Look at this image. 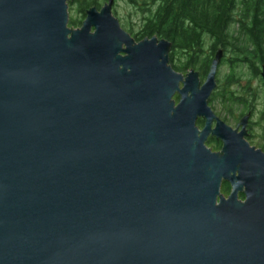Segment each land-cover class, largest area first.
I'll return each instance as SVG.
<instances>
[{
	"label": "water",
	"instance_id": "obj_1",
	"mask_svg": "<svg viewBox=\"0 0 264 264\" xmlns=\"http://www.w3.org/2000/svg\"><path fill=\"white\" fill-rule=\"evenodd\" d=\"M72 1L0 0V264H264V153L209 106L224 51L201 81Z\"/></svg>",
	"mask_w": 264,
	"mask_h": 264
},
{
	"label": "trees",
	"instance_id": "obj_2",
	"mask_svg": "<svg viewBox=\"0 0 264 264\" xmlns=\"http://www.w3.org/2000/svg\"><path fill=\"white\" fill-rule=\"evenodd\" d=\"M101 1L74 0L69 3V11L76 6L84 20L86 10L94 7L99 10ZM125 1L131 3L141 16L139 31H128V34L136 42L152 37L170 42L169 59L175 72H188L198 66L197 71L203 77L215 53L222 49L231 52L230 62L246 64L254 76L260 78L264 68V0ZM81 23L70 19L68 24L76 28ZM205 44L209 45L207 54L203 53ZM237 84L233 78L229 79L223 90L218 89L211 95V104L220 99L223 106H227L228 115L233 113L236 103L249 107L245 101L248 95H233L232 89ZM243 90L247 94L249 89ZM208 144L213 149L219 147L213 138ZM229 191V186L222 187V195H228Z\"/></svg>",
	"mask_w": 264,
	"mask_h": 264
},
{
	"label": "rangeland",
	"instance_id": "obj_3",
	"mask_svg": "<svg viewBox=\"0 0 264 264\" xmlns=\"http://www.w3.org/2000/svg\"><path fill=\"white\" fill-rule=\"evenodd\" d=\"M106 3V1H101V6L100 8ZM99 8V9H100ZM135 7L131 5L128 1L125 0H114V5H113V15L119 20L118 22L120 23L121 27L125 32L129 33L128 31H132L133 33L139 31L140 28V22L139 20L141 19L140 13L134 9ZM77 8L76 6L73 7L69 11V21L70 19H73V21H81L83 22L84 20L81 19V15L78 11H76ZM83 20V21H82ZM68 27L70 25L68 24ZM81 25H78L76 28L72 29H77L80 28ZM130 35V34H129ZM205 49H204V54H207L209 52V45L205 44ZM231 52L229 51H224V56L221 63L218 66L217 69V74H216V82L217 83V88L215 91L223 90L224 87H226L227 82L229 79L233 78L238 84L233 87V91L235 93L233 95H248V97L245 99L246 102L250 104V108L252 110L253 114V119H251L253 122L257 123L260 120H258L262 113H264V84L261 81V76L260 78H256L254 74L252 73V70L248 68L246 64L243 63H234L233 61L230 62L231 57ZM179 59H181L179 57ZM182 60V59H181ZM201 61V59H199ZM189 70H198V66L189 69ZM187 70V71H189ZM199 72V71H197ZM188 72H183L180 74L186 75ZM206 75L201 77V80L204 81ZM249 89L248 93L246 94V91L243 89ZM228 90V89H227ZM245 91V93H244ZM173 99L178 103L177 101V95L173 97ZM240 103H236L235 106H233V112L230 114V117L228 116V108L227 106H223V102L218 99L217 101L213 102L211 104V99L209 100V106L211 109L214 111V113L219 117V119H226V123L231 126L235 127V122H233V117H237L240 113H244L247 111L246 108H244L243 105H239ZM232 120V121H231ZM261 127L256 128V131L259 132ZM254 142H258V140H254ZM256 145H258L256 143ZM212 151L213 148L208 147ZM218 153V152H217Z\"/></svg>",
	"mask_w": 264,
	"mask_h": 264
},
{
	"label": "flooded vegetation",
	"instance_id": "obj_4",
	"mask_svg": "<svg viewBox=\"0 0 264 264\" xmlns=\"http://www.w3.org/2000/svg\"><path fill=\"white\" fill-rule=\"evenodd\" d=\"M189 72V71H188ZM208 72V71H207ZM207 74V73H206ZM206 77V76H205ZM200 79H201V76H200ZM204 80H205V78H204ZM202 81V80H201ZM175 101V100H174ZM177 101H179V97H178V95H177ZM176 102V101H175ZM177 103V102H176ZM247 109V111H245L244 113H240L237 117H233V122H235V127H231L232 129H234V130H236L237 131V133L238 132H241L242 131V127H240L239 125H240V123H241V120H243V118H245V117H249V119H248V123H247V125H246V127H245V132H246V136L244 137V140L249 144V146L250 147H253V148H255L256 150H261L263 153H264V113H262V115H261V117L258 119V120H260V123H259V121L257 122V123H255V122H253L251 119H253V114H252V110H251V108L250 107H247L246 108ZM217 116V115H216ZM229 117H230V115H228ZM218 117V116H217ZM219 118V117H218ZM220 120V119H219ZM204 120L203 119H198V121H196L197 122V126L199 127V129H202V127H203V124H204V122H203ZM221 121H223V122H225L226 123V119H222ZM232 121V120H231ZM227 124V123H226ZM228 125V124H227ZM229 126V125H228ZM213 127H214V124H213ZM259 127H261V129H260V131L259 132H257L256 131V128H258L259 129ZM211 138H213V139H215L214 137H208L207 138V142H206V146H207V148L209 147V144H208V142H209V139H211ZM217 142H218V145H219V147L217 148V149H213V150H215V152H221L222 151V146H223V144H222V142H220V140H217V139H215ZM254 140H258V142H254ZM256 143L258 144V145H256ZM214 152V151H213ZM221 186V193H222V187H225V186H229L228 184H226V183H222V185H220ZM230 187V186H229ZM230 192V191H229ZM224 195V194H223ZM229 195V194H228ZM228 195H225L226 197L228 196ZM240 197V196H239ZM238 197V198H239ZM241 199V198H240ZM241 200H244V198L243 199H241Z\"/></svg>",
	"mask_w": 264,
	"mask_h": 264
}]
</instances>
